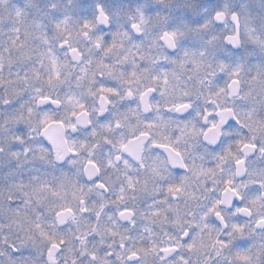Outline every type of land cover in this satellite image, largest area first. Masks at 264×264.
<instances>
[{"label": "clouds", "instance_id": "obj_1", "mask_svg": "<svg viewBox=\"0 0 264 264\" xmlns=\"http://www.w3.org/2000/svg\"><path fill=\"white\" fill-rule=\"evenodd\" d=\"M0 264H264V0H0Z\"/></svg>", "mask_w": 264, "mask_h": 264}]
</instances>
